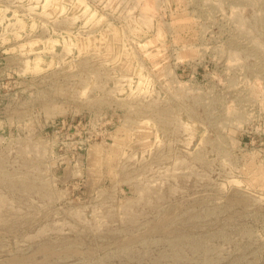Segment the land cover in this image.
<instances>
[{"label": "rangeland", "instance_id": "rangeland-1", "mask_svg": "<svg viewBox=\"0 0 264 264\" xmlns=\"http://www.w3.org/2000/svg\"><path fill=\"white\" fill-rule=\"evenodd\" d=\"M0 264H264V0H0Z\"/></svg>", "mask_w": 264, "mask_h": 264}]
</instances>
